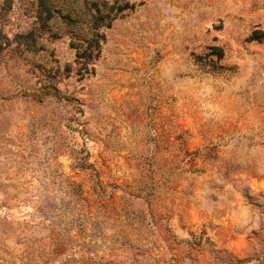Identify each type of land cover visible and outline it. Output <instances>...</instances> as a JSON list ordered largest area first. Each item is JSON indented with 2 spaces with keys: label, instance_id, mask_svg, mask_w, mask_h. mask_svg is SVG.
Returning a JSON list of instances; mask_svg holds the SVG:
<instances>
[{
  "label": "rangeland",
  "instance_id": "1",
  "mask_svg": "<svg viewBox=\"0 0 264 264\" xmlns=\"http://www.w3.org/2000/svg\"><path fill=\"white\" fill-rule=\"evenodd\" d=\"M0 264H264V0H0Z\"/></svg>",
  "mask_w": 264,
  "mask_h": 264
},
{
  "label": "trees",
  "instance_id": "2",
  "mask_svg": "<svg viewBox=\"0 0 264 264\" xmlns=\"http://www.w3.org/2000/svg\"><path fill=\"white\" fill-rule=\"evenodd\" d=\"M106 6V3H103ZM133 5H125V7H119L118 11H122L125 9L133 10ZM108 23H110L111 18H107ZM94 23V20L92 21ZM97 24L96 22L94 23ZM93 25L92 31L88 37H86L83 40V43L80 45V47H77L76 51V58L77 63L81 66V70L85 71L86 73H89V70L91 73H93V68H90L91 62L93 60L98 59L100 54V45L102 42H104L103 34H100L98 31L97 26ZM255 39L257 37H254ZM95 52V53H94ZM223 55V52L220 50L219 57Z\"/></svg>",
  "mask_w": 264,
  "mask_h": 264
}]
</instances>
